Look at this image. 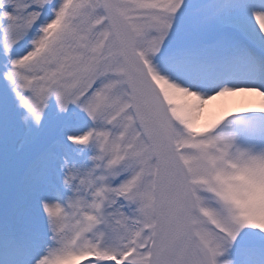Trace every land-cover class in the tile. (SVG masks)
<instances>
[{
    "label": "snow or ice",
    "instance_id": "snow-or-ice-1",
    "mask_svg": "<svg viewBox=\"0 0 264 264\" xmlns=\"http://www.w3.org/2000/svg\"><path fill=\"white\" fill-rule=\"evenodd\" d=\"M0 264H264V0H0Z\"/></svg>",
    "mask_w": 264,
    "mask_h": 264
}]
</instances>
